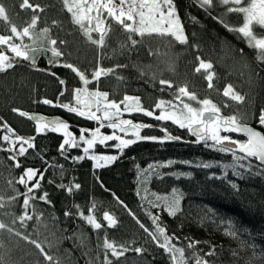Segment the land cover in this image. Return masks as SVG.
<instances>
[{
  "label": "trees",
  "instance_id": "obj_1",
  "mask_svg": "<svg viewBox=\"0 0 264 264\" xmlns=\"http://www.w3.org/2000/svg\"><path fill=\"white\" fill-rule=\"evenodd\" d=\"M2 2L11 24L22 28L31 21L33 11L21 9L22 0ZM30 3L45 9L39 13L37 33L50 27L51 38L67 43H58L57 47L64 55L54 58L44 40L42 47L45 50L36 54L35 67L30 61L16 58L12 69L0 73V124L6 122L16 135L34 138L35 145L24 156L17 157L21 166L16 168L10 159L14 152L7 151L11 146L0 139V197L5 201V206L0 208V220L37 240L60 264H104L105 237L129 248L145 249L142 254L128 251L118 260L108 253L113 264H171L169 254L137 223L139 220L145 227L154 229L149 213L156 216L159 209L163 223L158 222L169 236L185 233L210 240L216 250L215 256L207 257L211 264H264V167L252 159L251 170L241 168L239 164L247 165L248 161L237 162L231 153L195 142L187 128L179 127L172 120L155 119L161 111H178L179 108L173 106L182 107L175 96L179 87L187 85L198 100L207 98L220 107L222 116L236 115L242 123L264 132V127L258 123L259 110L264 108V62L257 61L256 50L248 46L240 33L224 26H241L242 14L227 13V7L231 5H220L218 0H214V6L209 9L201 8L196 0H173L188 37L187 44H180L171 37L146 36L141 41L135 36L140 43L134 48L121 49L119 44L126 36L114 21L108 19L106 23L111 24L114 31L107 38V46L100 49L71 22L61 0H30ZM53 20L59 21V25L53 26ZM11 24L0 20V34L11 35ZM257 34L264 35L258 30ZM92 36L98 39L99 33L92 32ZM25 43L31 41L25 38ZM35 46L41 47V44L38 42ZM197 57L212 63L215 73L212 89L208 88L206 73L195 71L199 64ZM50 60L54 62L49 63ZM65 63L79 68L90 83L85 85L76 73L63 67ZM117 65L126 67H118L115 73L92 80V72L98 66L107 69ZM160 80L171 81L173 87L161 85ZM229 84L246 97L245 102L237 104L223 95ZM77 88L106 92L107 101L117 104L125 96H137L140 107L153 111L154 115L133 111L111 122L127 131L131 130V125L123 127L118 122L128 120L132 124L149 125L139 129V135L156 139H137L128 131V138L136 142L123 151L116 147V139L105 146L96 144L93 151L114 153L116 157L112 164L97 169L86 157L82 141L77 142L78 146L66 145L61 150L60 145L65 140L62 132L37 133L36 126L27 117L12 111L17 108L28 114L61 116L68 120V131L75 133L77 139L81 129L88 130L85 136L97 128L100 133L122 136V132L117 134V127L108 126L111 122L89 120L58 106L79 107L74 97ZM44 100L52 103L45 104ZM161 100L172 103L164 109H156L155 105ZM184 101L193 107L202 106L187 98ZM225 104L229 106L225 107ZM5 134L6 129L0 127V137ZM221 135L226 133L222 131ZM165 136L179 139H165ZM203 164L211 167L205 168ZM27 168L37 170L34 180H40V187L34 190L33 195L37 198L31 201L28 209L33 219L21 226L18 220L15 224L12 221L23 213V198L17 192L23 193L26 188L15 181ZM10 180L12 186L8 183ZM76 184L80 185L78 189L67 190L68 186ZM173 189L181 196V211L176 216L168 215L163 201L155 198L158 194L171 198ZM44 193H47V202L39 199ZM12 196H16V200L8 203ZM157 204L160 207H154ZM93 205L95 209L89 213ZM105 211L116 218V226L108 227L103 219ZM80 213L94 215L102 228L94 229ZM36 216H42L40 223ZM229 226L235 230V237L227 234ZM173 243L178 244L175 240ZM0 244L4 264H50L34 245L6 229L0 230ZM233 252L237 255L233 256Z\"/></svg>",
  "mask_w": 264,
  "mask_h": 264
},
{
  "label": "snow or ice",
  "instance_id": "obj_2",
  "mask_svg": "<svg viewBox=\"0 0 264 264\" xmlns=\"http://www.w3.org/2000/svg\"><path fill=\"white\" fill-rule=\"evenodd\" d=\"M63 4V9H65L71 16V22L74 25H77L83 34L87 37L88 41L96 45L98 48L102 49L107 46V38L110 33L114 31L111 24H107L106 20L110 19L115 22L116 25L120 27L122 32L126 36L125 41H121L119 47L121 49L128 47H135L140 43L144 37L156 36L161 39L171 37L174 41L179 42L180 44H187L188 37L184 34V28L180 21L179 16L176 13V8L173 3V0H61ZM220 5L228 6L227 13H240L243 17V23L239 27H230L227 24H224L229 31L240 33L243 38H245L248 46L253 48L257 52L256 59L259 62H264V35L258 36L257 30L260 33H264V0H218ZM196 3L205 9L212 8L214 6V0H196ZM19 7L21 9H32L33 15L31 21L27 23L22 28H18L17 25L11 24V21L8 16V10L6 9L2 0H0V20L7 21L11 24V35H0V46H6V49L0 47V73L6 72L9 69L14 67V61L16 58H21L26 61H30L33 67L36 66V54L45 50L43 49V41L47 40L49 45L48 51H51L54 58H59L64 55V53L58 49L57 45L66 44V41H58L53 39L50 36L51 28L44 27L40 29L37 33L36 28L39 22V13L44 12L45 9L42 8L39 4L33 5L30 3V0H22ZM193 20L195 18L193 17ZM93 21H95V27L92 26ZM224 23L223 20L220 21ZM53 26H58L59 21L53 20ZM92 32L99 33V38L94 39ZM135 36H139L141 41L135 39ZM25 38H27L31 43H25ZM19 40V43L15 42ZM41 44V47H36L37 43ZM10 51L14 54L13 57H9L5 54V51ZM199 64L196 67L195 71L200 73L202 70L206 73L205 79L208 81V88L212 89L213 79L215 73L212 71V63L206 62L205 60L197 57ZM53 60H50L49 63H53ZM63 67L71 69L72 72L76 73L79 76L80 80L83 81L85 85L89 84L90 81L86 78L84 72L80 71L79 68L74 66L71 63L63 64ZM118 67H126V65H117L114 68H103L98 66L92 72V80H99L102 76H108L113 74ZM54 75V74H53ZM118 79H122L118 77ZM61 84L64 83L63 80L60 81ZM161 85H166L169 88L173 87L171 81L160 80ZM84 91L80 88L75 89V102L77 105H82L85 108H88V111L81 110L80 107L72 106L71 104H60L59 107L67 109L71 113H76L79 116H84L89 120H101V116L98 115L99 112L103 111V118L109 121L112 120L113 115H119L120 104H125L126 101H135L137 107L132 108L131 105L125 104V111L133 110L144 112L147 116H153L154 112L143 109L139 107V98L138 97H129L125 96L124 100L117 104L115 101L108 102L103 109L99 107V98H106L108 93L106 92H90L87 93L88 100L90 101L92 97L97 98V108L95 111L90 110V104L84 100H81L80 94ZM223 95L228 97L237 104L243 103L246 100L244 95L238 93L233 85H227L223 90ZM184 98H187L188 101H197L198 104L202 105L201 107H193L192 104L186 103ZM175 99L180 102L178 111L168 112L167 110L161 111L160 115L155 116L157 120H172L174 123L178 124L181 128H187L193 135L196 136L197 143L201 141L204 142L205 147L214 148L217 151L231 153L233 159L237 162L248 161V164H239L241 168L246 170H251V160L254 158L257 161H260L264 165V132L256 130L247 123H242L241 118L236 115L224 117L222 116L221 109L210 99L198 100V97L195 93L188 90L187 85L181 86L177 90ZM43 103L51 104L52 101L44 100ZM165 101L161 100L155 105L156 109H161L165 105ZM171 104L172 102H167ZM225 107L229 105L225 104ZM111 109H117L115 113H112ZM13 112H17L20 116L27 117L30 120H35L36 123V132L41 133L46 130L53 132H63L65 137L64 142L60 145L61 150L65 149V146H78L76 138L68 131L69 125L63 120L52 119L45 120L44 117H38L35 115H29L26 112L21 111L20 109L13 108ZM122 125H131L133 128L137 129L135 133L137 139H153L155 137H141L139 135V129L142 127H150L149 125H140L132 124L131 121L122 120L120 121ZM258 123L261 127H264V108L259 110L258 114ZM104 125L101 124V127ZM109 127L115 128L117 124L111 122L108 125ZM0 127L6 129L7 134L3 137H0L3 141L8 142L12 145L11 148L7 151L14 152V155L10 157L14 161V167L19 168L21 165L17 159L19 156H24L27 151L31 148H34L32 137H22L16 135L14 130L8 126L5 122L0 124ZM88 130L81 129V135L79 140L82 141L87 147L84 148V152L87 154L89 149L96 143V137L99 136L100 129H95L92 133L91 139L86 138L85 133ZM123 131V128H121ZM232 132V133H241L247 139L244 141L234 140L229 135H221V132ZM14 136V139L12 137ZM165 139H179V137L165 136ZM119 140L120 143L116 145L121 151L125 147L135 143V140H125L121 139L119 136L108 135L100 138V143H104L109 140ZM211 141V143H208ZM19 144L17 148L16 145ZM26 146V147H25ZM239 153V155H237ZM97 161L111 162L116 159L115 156H93L91 157ZM78 159H83L79 157ZM169 163H172L169 161ZM187 163V162H185ZM97 167L102 166L100 164L96 165ZM203 167H211L210 164H203ZM150 168L153 166L150 165ZM235 174L240 175L241 173L236 172ZM38 175L37 170L32 168L25 169L24 173L15 181L20 185H24L26 191L23 193L17 192L18 196L23 198V213L17 216L12 223L15 224L18 220L21 226H24L27 221L33 219V215H30L28 212L29 207L31 206V201L36 199L33 195L35 189L40 187V180H34V177ZM41 179L43 174H39ZM29 182L31 186H29ZM9 185L12 186L13 182L10 180ZM61 187H64L61 185ZM79 184L74 186H68L67 190L69 192L73 191V188L78 189ZM233 188L236 187L235 184L232 185ZM40 200L47 202V193L39 197ZM118 199V198H117ZM16 200V196H12L8 199V203H12ZM157 200L163 201V208L167 211L168 215L176 216L181 211L180 200L181 196L178 194L176 189H173V194L170 197H157ZM119 202V201H118ZM122 203V202H120ZM5 206V201L3 197H0V208ZM126 207V206H125ZM154 207H160L159 204L154 205ZM95 209V205L89 209L91 213ZM71 213H65V215H70ZM132 213L130 212V215ZM81 217L86 220V222L91 225L94 229H101L102 224L98 222L96 217L92 214L85 216L83 213H80ZM154 225V229H149L145 227L144 224L140 223L137 220V223L140 224V227L144 229L146 233L151 237V240L157 244L158 247L162 248L166 253L169 254L171 264H189V260H194L195 264H209L207 257L215 256L216 250L215 247L211 248L206 253L193 252L191 257L185 256V251L193 250L197 247L199 241L190 240L185 247H179L173 240L179 239L175 235L169 236L166 232V229L160 225L159 217L149 213ZM37 223H40L42 216H36ZM135 218V217H134ZM103 219L107 221L108 227L116 226L117 220L109 212L105 211L103 213ZM7 230L9 233H14L18 237H22L25 241H28L30 244L34 245L36 249L39 250L40 254L43 255L45 261L50 262V264H60L59 260H54V257L49 255L41 243L35 239H30V236L23 235L20 231L10 227L8 224L0 220V230ZM228 235L235 237L236 232L234 229L229 226L227 232ZM161 238L163 242H161ZM2 247V244H0ZM103 248L105 249L104 264H113V261L109 259L108 253L112 257H115L117 260L125 255L128 251H134L137 254H142L145 249L141 247L129 248L124 244H117L114 241H110L105 237L103 241ZM233 256H236L237 253L233 252ZM0 264H4V257L0 255Z\"/></svg>",
  "mask_w": 264,
  "mask_h": 264
},
{
  "label": "rangeland",
  "instance_id": "obj_3",
  "mask_svg": "<svg viewBox=\"0 0 264 264\" xmlns=\"http://www.w3.org/2000/svg\"><path fill=\"white\" fill-rule=\"evenodd\" d=\"M117 3H118V0H117ZM93 24H94V27H95V21H93ZM5 36H7V35H5ZM15 42L19 43L18 40H16ZM3 47L6 48V46H3ZM6 55H8V56H14V54L11 53L10 51H7ZM96 91H97L96 89L89 90V91L88 90L87 91L84 90L80 94L81 100H84L87 103H89L90 106H91L90 107V110H92V111H95L96 108H97V103H96L97 98L96 97H92V99L89 101L88 100V97H87V93L96 92ZM75 95H76V93L74 94V97H75ZM128 96L129 97H137V96H133V95H128ZM108 102H110V101H107V97L106 98H99V107L101 109H103ZM125 104L131 105L132 108L137 107V105L135 104V101H131V100L130 101H126ZM125 104H123L122 106H120V108H119V113L120 114L118 116L117 115H113L112 116V120H114V119H116L118 117L120 118V116H123V114H125V113L133 112V110L125 111ZM78 106L81 108V110H84V111H88L89 110L88 108H85L82 105H78ZM168 106H170V104H168L166 102L165 105L162 106V108L164 109V108H166ZM139 107H140V101H139ZM110 111L112 113H115L117 111V109H111ZM123 111H125V112H123ZM98 115H100L101 116V119L102 120H105L106 122L107 121L108 122H111L112 121V120L109 121V120L103 118V111L99 112ZM118 124L122 125L119 122H118ZM124 126L125 125H123V127ZM116 129L118 130L117 134H120L122 132V134L124 136L122 135V136H119V137H121V139H125V140H130L128 138V136H127L128 135V131H130L129 134L134 135V136H136L135 133L137 132V129L133 128L132 126H131V130H128V131H127V128L126 129L123 128V131H121V128H119V127H117ZM71 134L76 138L75 133H71ZM108 135H113V134L112 133L111 134H104V133H100L99 132V136L96 137V143L89 149V152L86 154V157L92 160V163H93V167L94 168L99 169V168H102L104 166H108V165H110V164L113 163V161H111V162H105V161H102V160L101 161H97V160H94V159L91 158L93 156H115L114 153H110V152H105V151H99V152H97V151H93V149L95 148V145L96 144H101V145H104L105 146L106 143L110 141L109 140V141H105L104 143H100V138L103 137V136H108ZM86 138L91 139L92 138L91 134L89 136H86ZM12 139H14V138H12ZM116 141H118V144L120 143L119 140H116ZM76 142L79 143L81 141L79 140V138L78 139L76 138ZM9 145L12 147L11 144H9ZM16 147L17 148L19 147V144L18 143H17ZM85 147H87V145L83 143V150H84ZM97 164H100L102 166L97 167L96 166ZM158 196L159 197H163V196H166V195L158 194L155 198L157 199ZM160 202H162V201H160ZM155 203H156V201H155ZM155 214H156V216L159 217V222L160 223H163L162 216H161V214H162L161 210H159V209L156 210ZM174 235H175V237H178L179 238V239H176L175 240V241H177V243H178L177 246H179V247H185L186 248V246H187V244L189 243L190 240L199 241V243H198V245H197V247L195 249H193V250H187L186 249V251H185V256L186 257H191L193 252H199V253L203 254V253L208 252L211 248H213V244L212 243L210 244V240H208L207 238H200V237L193 236L191 234H185V233H182V235H176V234H174ZM208 261H209V259H208ZM189 264H195L194 260H189ZM209 264H211L210 261H209Z\"/></svg>",
  "mask_w": 264,
  "mask_h": 264
},
{
  "label": "water",
  "instance_id": "obj_4",
  "mask_svg": "<svg viewBox=\"0 0 264 264\" xmlns=\"http://www.w3.org/2000/svg\"><path fill=\"white\" fill-rule=\"evenodd\" d=\"M29 115H35V116H38V117H44L45 118V120H52V119H59V120H63L65 123H67L68 124V120H66V119H64L63 117H61V116H57V115H55V116H46V115H43V114H40V113H30ZM30 120V119H29ZM30 122L34 125V126H36V121L35 120H30ZM251 126V125H250ZM253 128H256V127H254V126H252ZM256 130H258V131H261L260 129H258V128H256ZM46 131H50V130H46ZM51 132V131H50ZM262 132V131H261ZM187 133H188V135L192 138V139H194V140H196V136L195 135H193L188 129H187ZM227 135H229V136H234V137H236V138H241V139H243V141L244 140H246L247 138L243 135V134H241V133H232V132H225ZM235 140V139H234ZM201 144H203L204 142L203 141H201L200 142ZM254 159V158H253ZM255 160V159H254ZM256 161V163L259 165V166H262V167H264V165H262L261 163H260V161H257V160H255Z\"/></svg>",
  "mask_w": 264,
  "mask_h": 264
},
{
  "label": "flooded vegetation",
  "instance_id": "obj_5",
  "mask_svg": "<svg viewBox=\"0 0 264 264\" xmlns=\"http://www.w3.org/2000/svg\"><path fill=\"white\" fill-rule=\"evenodd\" d=\"M225 133V132H224ZM227 135V134H226Z\"/></svg>",
  "mask_w": 264,
  "mask_h": 264
}]
</instances>
